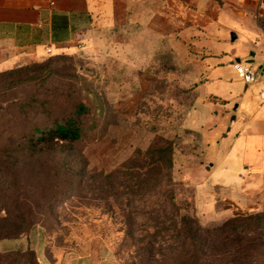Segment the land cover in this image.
Returning <instances> with one entry per match:
<instances>
[{
  "label": "rangeland",
  "instance_id": "374dc122",
  "mask_svg": "<svg viewBox=\"0 0 264 264\" xmlns=\"http://www.w3.org/2000/svg\"><path fill=\"white\" fill-rule=\"evenodd\" d=\"M234 26L219 34L227 52L241 41L231 42ZM97 35L94 26L70 53L45 54L27 64L39 65L27 75L0 77L3 122L19 115L17 104L39 125L73 117L79 102L89 109L81 142L24 154L12 184L0 170V237L37 238L55 264H264V206L239 210L218 197L236 172L231 142L220 137L232 116L217 99L229 100L224 83L234 69L223 67L224 57L198 93L191 50L158 46L134 70L114 54L121 35ZM55 56L62 59L48 63ZM46 95L50 114L32 110ZM234 217L247 226L224 238L216 228ZM186 227L202 231L194 242L210 248L193 252Z\"/></svg>",
  "mask_w": 264,
  "mask_h": 264
},
{
  "label": "crops",
  "instance_id": "0c3cea01",
  "mask_svg": "<svg viewBox=\"0 0 264 264\" xmlns=\"http://www.w3.org/2000/svg\"><path fill=\"white\" fill-rule=\"evenodd\" d=\"M233 25L239 29L234 39L241 41L227 52L219 34ZM94 26L97 38L106 31L121 35L114 54L134 70L151 62L158 46L191 50L198 93L224 57L223 67L233 68L239 59L258 72L251 85L236 76L224 83L229 100L215 97L232 116L220 137L229 138L227 156L236 164L218 197L239 210L264 206V104L257 97L264 91V0H0V72L35 62L47 47L55 55L70 53L73 44L88 43ZM38 241L1 239L0 264H55Z\"/></svg>",
  "mask_w": 264,
  "mask_h": 264
},
{
  "label": "trees",
  "instance_id": "16d2710c",
  "mask_svg": "<svg viewBox=\"0 0 264 264\" xmlns=\"http://www.w3.org/2000/svg\"><path fill=\"white\" fill-rule=\"evenodd\" d=\"M58 59L62 58H60V56H55L49 59L48 63ZM33 68L38 69L39 65L26 64L18 68L0 72V77L9 78L13 76L18 77L19 75H27L26 71ZM37 71L40 72L41 70ZM31 72L32 71L30 70L29 73ZM34 72L36 71H33V73ZM53 73L54 72H52V70H48L47 72L49 77ZM36 100L38 103L32 107V110H38V108H40L42 111H45L46 115L50 114L52 107L49 96L46 95V99H44L42 104L38 99ZM15 110H17L19 114L17 117L14 116L12 120H6L4 122L2 121L3 119L0 120V170L8 169V171H4L5 177L3 181L5 183L9 182V184H12V176L10 173L17 167L16 165L18 164V159L24 156V154L38 155L41 154L42 151H51L54 146L66 148L72 144H78L86 135L87 129H85L83 124L80 122V117L83 114L88 113L89 109L81 102L76 105L73 117L66 115L62 121H53L50 125H39L33 120L28 121L27 119L29 118L28 114L30 111H24V107L21 104H17ZM1 116L2 115L0 113V117ZM243 218L245 217L230 218L226 220L222 226L216 229L222 230L221 232L224 234V238H227L225 233L226 231H229L232 234H238L237 232L242 231L244 229L243 227L247 226V224L242 222ZM249 219L251 220V218ZM256 221L259 222L258 218ZM185 230L186 238L190 239L189 244L193 247V252L197 251L199 254L203 252L202 250L204 248H210L206 241H202V239H198V237V240L196 241L198 243L194 242L196 235L198 233H202V231L199 229L192 230L188 227H186ZM203 232H206V230ZM8 238L17 237L15 234L4 235L0 237V240ZM236 239L237 238H235V240ZM221 246L225 247L226 245L222 243Z\"/></svg>",
  "mask_w": 264,
  "mask_h": 264
},
{
  "label": "built area",
  "instance_id": "2783aa9c",
  "mask_svg": "<svg viewBox=\"0 0 264 264\" xmlns=\"http://www.w3.org/2000/svg\"><path fill=\"white\" fill-rule=\"evenodd\" d=\"M52 49L50 47H47L45 49L46 54H51ZM233 69L236 73V76L245 84V85H251L255 82L258 72L254 70L249 64L246 63H233L232 64ZM259 105L264 104V91H260L257 95Z\"/></svg>",
  "mask_w": 264,
  "mask_h": 264
},
{
  "label": "water",
  "instance_id": "95a60500",
  "mask_svg": "<svg viewBox=\"0 0 264 264\" xmlns=\"http://www.w3.org/2000/svg\"><path fill=\"white\" fill-rule=\"evenodd\" d=\"M235 38V36L232 34V40ZM240 62V60L239 59H237V60H235V63H239Z\"/></svg>",
  "mask_w": 264,
  "mask_h": 264
}]
</instances>
